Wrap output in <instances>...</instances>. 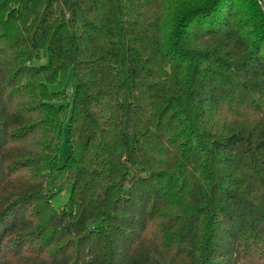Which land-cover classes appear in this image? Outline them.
<instances>
[{"label":"trees","instance_id":"1","mask_svg":"<svg viewBox=\"0 0 264 264\" xmlns=\"http://www.w3.org/2000/svg\"><path fill=\"white\" fill-rule=\"evenodd\" d=\"M0 264H264L258 0H0Z\"/></svg>","mask_w":264,"mask_h":264},{"label":"rangeland","instance_id":"2","mask_svg":"<svg viewBox=\"0 0 264 264\" xmlns=\"http://www.w3.org/2000/svg\"><path fill=\"white\" fill-rule=\"evenodd\" d=\"M260 7L264 12V0H258ZM66 140L60 146V165L64 166L72 153L71 145L68 143L67 130L65 131ZM68 196H62L55 204L56 207L62 206Z\"/></svg>","mask_w":264,"mask_h":264}]
</instances>
